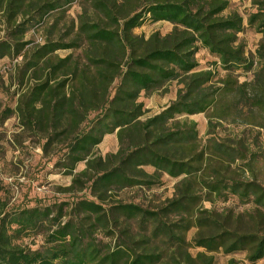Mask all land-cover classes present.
Segmentation results:
<instances>
[{
    "label": "trees",
    "instance_id": "16d2710c",
    "mask_svg": "<svg viewBox=\"0 0 264 264\" xmlns=\"http://www.w3.org/2000/svg\"><path fill=\"white\" fill-rule=\"evenodd\" d=\"M249 1L255 11L245 19L231 0H84L76 19L65 20L72 0H0V59H18L15 104L0 118L16 115L42 156L70 176L61 191L72 195L0 218V264H214L217 251L264 259V231L231 208L202 205L235 196L264 212V185L241 176L252 170L245 143L215 135L233 107L224 98L246 93L248 82L230 71L217 81L196 57L201 46L225 68L252 66L239 33L246 21L264 35V0ZM47 16L42 41L26 40ZM146 20L172 28L135 33ZM257 52L264 70V50ZM171 81L175 98L145 116L140 94ZM250 104L264 108V98ZM197 113H208L204 141L186 117ZM111 133L117 150L95 153ZM238 161L244 166L232 168ZM165 175L177 179L169 197L148 205L115 197L126 187L160 186ZM32 231L42 234L39 246L17 242Z\"/></svg>",
    "mask_w": 264,
    "mask_h": 264
},
{
    "label": "rangeland",
    "instance_id": "374dc122",
    "mask_svg": "<svg viewBox=\"0 0 264 264\" xmlns=\"http://www.w3.org/2000/svg\"><path fill=\"white\" fill-rule=\"evenodd\" d=\"M84 0H72L66 10L65 20L76 19L80 13ZM231 7L238 10L246 19L249 13L255 11V7L249 0H231ZM49 17L30 29L24 38L42 41L44 27ZM172 28V23L168 21L151 22L146 20L141 26L134 29L135 33L148 36L153 31L158 30L165 34ZM3 34L0 30V36ZM239 38L246 43V55L249 60H253L250 68L244 65L225 68L217 59L211 55L204 47L199 46L196 53L200 68H211L216 72V80L224 77L229 71L232 72L238 83L247 81L246 93L241 94L234 91L228 94L224 101L232 104L231 114L227 120L222 121L215 130L217 137H226L230 141L242 139L247 150L246 155L251 158V171L241 173L242 177L256 178L264 185V108L251 105L253 97L264 98V70L263 59L257 50L262 49L264 35L255 28L244 22L243 31L239 33ZM66 51H58L64 55ZM14 59L4 57L0 59V111L7 107H14L16 98V88L10 81V76L14 75ZM218 81V80H217ZM219 83V82H218ZM217 83V84H218ZM176 81L165 83L161 88L149 93H141L139 100H142L147 108L145 116L152 115L161 110L172 99L175 98ZM208 113H197L186 116L188 119L197 122L199 136L202 141L206 138L208 128ZM181 116L180 118H184ZM118 143L115 133L107 134L95 147V153L104 155L107 152L117 150ZM244 166L238 161L232 164V168ZM84 163H79L76 170L81 169ZM245 168V167H244ZM151 169V168H147ZM243 174V175H242ZM70 176L62 174L59 168L53 165V160L42 156L41 150L33 137L22 133L18 127V119L15 114H11L3 121L0 118V218L12 211L26 207L43 206L67 200L72 197L70 192H63L61 188L70 183ZM177 179L168 176L163 177V184L150 189L138 187H126L115 192V197L124 200H134L143 204H151L173 193V185ZM81 192H78L80 194ZM204 207H212L217 210L231 208L235 215L242 214V220L252 230L264 231V212L256 211V206L252 202H242L235 196H230L227 201L215 200L214 202L204 200ZM264 211V210H263ZM195 229L192 228L187 238L191 239ZM17 242L25 246L35 248L42 242L41 232L32 231L17 238ZM201 248L191 247L194 254ZM214 264H229L230 260L242 264H264V259L249 262L246 259L245 251H235L229 254L223 251L213 253Z\"/></svg>",
    "mask_w": 264,
    "mask_h": 264
},
{
    "label": "built area",
    "instance_id": "2783aa9c",
    "mask_svg": "<svg viewBox=\"0 0 264 264\" xmlns=\"http://www.w3.org/2000/svg\"><path fill=\"white\" fill-rule=\"evenodd\" d=\"M15 61L17 62V61H18V59H14V62H15Z\"/></svg>",
    "mask_w": 264,
    "mask_h": 264
}]
</instances>
